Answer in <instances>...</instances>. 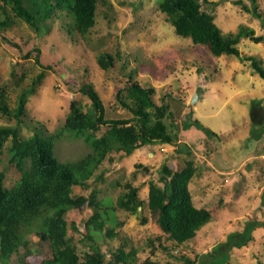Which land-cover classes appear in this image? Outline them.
<instances>
[{"label": "rangeland", "instance_id": "374dc122", "mask_svg": "<svg viewBox=\"0 0 264 264\" xmlns=\"http://www.w3.org/2000/svg\"><path fill=\"white\" fill-rule=\"evenodd\" d=\"M159 1L99 2L94 27L85 36L73 39L59 19L53 22L49 33L37 35L24 21L12 17L8 8L11 22L0 33V92L4 91L9 107L14 108L21 90L44 69L43 80L25 105L19 131L28 137L34 127L40 126L45 134H62L54 139V155L60 161H72L90 150L82 136L65 129L72 99L80 103L83 111L90 107V99L78 88L87 82L93 84L107 118L129 117L131 114L118 106L115 96L127 83L125 73L134 68L135 78L143 86L154 88V101L159 104L163 97L175 112L177 129L171 127V131L176 130L181 144L185 143L192 151L190 157L185 153L181 157L191 158L196 168L188 184L193 209L186 218L192 238L183 246H175L171 241H164V246L173 255L186 254L197 264H210L213 246L251 228V239L240 248L231 246L225 264H264V224H259L264 223V79L254 73L248 60L214 56L204 45L177 35L158 10ZM209 1H216V5L203 3V8L214 14V21L223 33L235 32L239 24H244L252 27L255 35H264L261 20L235 6L233 0ZM244 2L249 4L248 0ZM256 4L264 18V0H256ZM0 19L4 16L0 15ZM34 47L39 49L42 67L35 62ZM238 49L241 56L253 55L264 67V41L242 39ZM118 51L121 58L116 59L115 66L106 71L100 69L98 55L105 52L115 55ZM124 62L126 66L122 67ZM187 116L213 133L195 126L182 129L181 121ZM164 120L167 124L172 121L168 117ZM2 125L14 126L16 121L0 116ZM105 129L102 126L96 136ZM9 145L8 139L0 162L7 187L20 176L8 162ZM176 148H180L179 144H151L128 157L111 153L108 157L112 160H104L95 173L103 172L102 179L90 178L87 188L74 186L72 195L88 196L95 189L98 199L116 207L117 197L130 184L138 187L139 198L145 200L149 181L157 179L162 163L173 169L181 167ZM136 164L146 166L148 171L135 167ZM91 212L85 205L79 211H70L65 219L82 229ZM115 215L122 225L117 228L119 236L111 242L112 249L123 236L126 249L136 247L139 259L171 260L167 250L155 247L151 251L150 241L161 234L152 216L146 213L147 221L142 223L137 214L117 207ZM68 236L82 255L87 247L78 241L80 235L68 227ZM36 241L33 235L26 237L27 249L21 245L8 264H42L44 254L34 251ZM102 248L107 249L105 243Z\"/></svg>", "mask_w": 264, "mask_h": 264}, {"label": "trees", "instance_id": "16d2710c", "mask_svg": "<svg viewBox=\"0 0 264 264\" xmlns=\"http://www.w3.org/2000/svg\"><path fill=\"white\" fill-rule=\"evenodd\" d=\"M248 1V5L244 0H233L232 3L264 24L256 0ZM99 2L104 0H0V15L4 16V19H0V33L11 22L9 8L12 17L24 21L37 35L49 33L53 22L59 19L72 39L83 37L96 23ZM203 3L216 5V1L209 0H161L157 8L177 35L189 38L193 44L204 45L214 56L227 55L248 60L254 73L264 79V67L260 60L253 55L241 56L238 49L242 39L260 43L264 41V35H255L254 29L244 24H239L235 32L223 33L214 21V14L206 11ZM33 50L36 51L35 62L42 67L39 49L34 47ZM25 56H29V53ZM117 58H121L119 51L115 55L100 53L97 64L106 71L115 66ZM123 66H126L125 62ZM125 74L127 83L117 90L115 97L118 106L131 114L129 117L107 118L103 101L93 84L87 82L78 88V92L90 99V107L83 111L80 103L72 99L65 129L82 136L90 150L78 159L65 162L58 160L53 152L54 139L62 134H45L40 126L34 127L33 134L28 137H23L19 131L20 124L24 122L25 105L43 80L44 69L27 88L21 90L14 108L9 107L1 90L0 116L15 119L16 125L0 126V162L4 144L9 139L8 162L20 174L14 184L7 187L4 183L5 172L0 170L1 263L8 264L13 254L19 253L21 245L27 249L24 240L33 235L37 237L34 251L44 254L42 264H197L186 254L173 255L163 243L171 241L175 246H183L192 238L186 225L187 215L193 209L188 184L196 173L193 160L186 158L192 155V151L185 143L181 144L176 130L171 131V127L177 129L175 112L169 109L163 97L161 103H156L153 99L154 88L143 86L135 78L134 68ZM167 117L172 120L169 124L164 120ZM102 126L106 129L96 136ZM191 126L213 133L197 119L187 116L181 121L182 129ZM151 144H179L180 148L174 152L181 167L173 169L162 163L157 179L149 181L147 199H140L138 187L128 184L127 191L117 197L116 207L137 214L142 218V223L147 221L146 213L152 216L161 234L150 241L151 251L155 247L167 250L171 260L165 262L139 259L136 247L126 249L127 241L123 236L120 244L112 249L111 242L119 236L117 228L122 225L116 219V207L98 199L95 189L88 196L72 195L74 186L87 188L90 178L102 179L103 172L95 173L104 160L110 159L109 154L128 157L135 150ZM181 153L187 156L181 157ZM135 167L142 165L136 164ZM142 168L148 171L146 166ZM85 205L92 212L82 229L73 221L67 222L65 216L70 211H79ZM68 227L80 235L78 241L87 247L82 255L78 254L76 243L68 236ZM250 231L251 228H246L243 231L247 233L246 237L242 236L243 233L232 234L225 243L213 246L209 253L210 264L227 263L231 246L240 248L246 245L251 239ZM104 243L107 249L102 248Z\"/></svg>", "mask_w": 264, "mask_h": 264}, {"label": "water", "instance_id": "95a60500", "mask_svg": "<svg viewBox=\"0 0 264 264\" xmlns=\"http://www.w3.org/2000/svg\"><path fill=\"white\" fill-rule=\"evenodd\" d=\"M195 99H196V95H195V97L193 98V100H192V101H195Z\"/></svg>", "mask_w": 264, "mask_h": 264}]
</instances>
